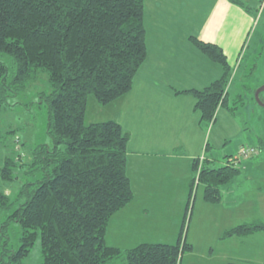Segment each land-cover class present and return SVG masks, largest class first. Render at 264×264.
<instances>
[{
  "label": "trees",
  "instance_id": "obj_1",
  "mask_svg": "<svg viewBox=\"0 0 264 264\" xmlns=\"http://www.w3.org/2000/svg\"><path fill=\"white\" fill-rule=\"evenodd\" d=\"M190 41L223 69L209 87L179 92L195 97L202 123L210 125L228 105L234 70L218 44L197 36ZM146 58L144 0H0V115L43 71L50 92L41 100L52 141L37 146L29 161L22 155L4 160V180L17 179L21 168L27 182L14 199L0 191V212H10L1 227V264H22L37 240L40 264H109L123 255L106 236L112 216L134 198L130 135L114 120L87 124L86 114L91 96L107 106L128 94ZM211 163L201 165L198 180L205 201L218 204L241 169L229 156L219 168ZM12 222L22 229L16 249L4 240ZM263 225L243 224L226 236H248ZM192 250L182 231L176 244H142L124 254L127 264H179Z\"/></svg>",
  "mask_w": 264,
  "mask_h": 264
},
{
  "label": "rangeland",
  "instance_id": "obj_2",
  "mask_svg": "<svg viewBox=\"0 0 264 264\" xmlns=\"http://www.w3.org/2000/svg\"><path fill=\"white\" fill-rule=\"evenodd\" d=\"M180 1H184L186 5L192 2L186 9L180 11L174 25L162 26L166 32L178 34L177 48L185 49L187 52L170 54L167 59L171 57L179 61L183 56L189 58L187 65L201 64L202 57H199V52L192 46L193 43L188 41L191 35L218 43L224 49L234 74L227 89L228 105L219 107L216 121L205 125L206 143L210 144V154L218 157V162L213 164L216 168L226 164L228 156L241 159L237 165L241 173L224 188L219 206H215L214 210L209 212L201 210L199 214L196 206L193 213L192 208L186 213L179 236L182 231L184 235L186 233V241L193 246V250L183 255L184 261L190 259L196 261V264H264V225L248 236H226L228 231L237 226L255 221L264 222V143L261 142L264 141V106L256 99L257 89L264 85V0H245L247 6L241 9L233 0H230L233 2L231 7L222 6L213 0ZM233 4L237 6L233 7ZM181 39L186 40L187 44H183ZM37 76L38 78L26 87L21 96L14 100L17 103L12 101L10 103L13 104L12 107L0 115V191L12 199L16 198L27 178L20 168L18 171L22 174L20 172L17 179L4 180L1 169L5 158L22 155L21 157L29 161L32 151L37 146L52 144L47 133L48 109L41 100L43 94L50 92L48 74L40 71ZM260 97L264 101V92ZM101 107L94 96L89 98L87 124L111 120L113 114L110 110ZM243 147L255 148L256 153L243 157L241 155ZM209 160L208 156L201 157L198 168L200 170H196L197 177L200 175L201 165L205 162L209 165ZM202 189L203 186L200 185L198 190L200 197ZM202 202L200 198L198 205ZM240 210L244 211V221L237 220ZM9 213L0 212V235L1 227ZM21 233L19 223L12 222L9 225L8 237L4 239L8 241L9 248L19 247ZM177 240L178 238L173 244H176ZM140 245L113 246L119 248L123 255L109 264H127L124 253ZM182 261L183 257L179 264H182ZM41 262V245L37 240L29 257L22 264Z\"/></svg>",
  "mask_w": 264,
  "mask_h": 264
},
{
  "label": "crops",
  "instance_id": "obj_3",
  "mask_svg": "<svg viewBox=\"0 0 264 264\" xmlns=\"http://www.w3.org/2000/svg\"><path fill=\"white\" fill-rule=\"evenodd\" d=\"M213 1L222 6H232L230 0ZM144 2L146 61L136 75L133 89L113 103L101 107L110 110L113 114L110 119L120 123L130 135L127 173L134 192L131 203L114 214L109 222L106 242L110 246L134 247L143 243L173 245L179 239L191 193L194 195L191 213L196 206L199 214L201 210H214L221 203L205 201V188L194 168L195 161L203 156H208L211 167L215 168L213 164L218 162V157L210 154V144L206 143L207 124L201 121L195 97L179 92L209 87L222 77L223 69L193 44L199 57H202L201 64L187 65L189 58L183 56L179 61L171 57L167 59L170 54H181L186 50L177 48L178 34L166 32L162 25H174L180 11L192 1L187 5L180 0ZM191 36L189 40L187 38L190 43ZM181 42L187 44L186 40L181 39ZM200 185L203 186L201 197L198 195ZM200 198L203 202L198 205ZM237 218L244 221L243 210H240ZM189 239L191 242L190 235ZM184 257L182 264H196L194 260L184 261Z\"/></svg>",
  "mask_w": 264,
  "mask_h": 264
},
{
  "label": "built area",
  "instance_id": "obj_4",
  "mask_svg": "<svg viewBox=\"0 0 264 264\" xmlns=\"http://www.w3.org/2000/svg\"><path fill=\"white\" fill-rule=\"evenodd\" d=\"M253 153H256V149L255 148H245V147H243V149L241 151V155L243 157H249ZM240 161H241L240 157H233V162L235 163V165H238V163Z\"/></svg>",
  "mask_w": 264,
  "mask_h": 264
},
{
  "label": "water",
  "instance_id": "obj_5",
  "mask_svg": "<svg viewBox=\"0 0 264 264\" xmlns=\"http://www.w3.org/2000/svg\"><path fill=\"white\" fill-rule=\"evenodd\" d=\"M264 92V85L262 87H260L259 89H257L256 91V99L259 102L260 105L264 106V102L261 100L260 98V94Z\"/></svg>",
  "mask_w": 264,
  "mask_h": 264
},
{
  "label": "flooded vegetation",
  "instance_id": "obj_6",
  "mask_svg": "<svg viewBox=\"0 0 264 264\" xmlns=\"http://www.w3.org/2000/svg\"><path fill=\"white\" fill-rule=\"evenodd\" d=\"M261 98V97H260ZM264 102V101H263Z\"/></svg>",
  "mask_w": 264,
  "mask_h": 264
}]
</instances>
